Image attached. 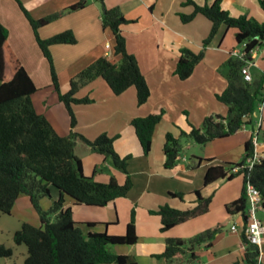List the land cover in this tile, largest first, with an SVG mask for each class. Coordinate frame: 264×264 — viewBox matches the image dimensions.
Listing matches in <instances>:
<instances>
[{
	"label": "crops",
	"instance_id": "crops-1",
	"mask_svg": "<svg viewBox=\"0 0 264 264\" xmlns=\"http://www.w3.org/2000/svg\"><path fill=\"white\" fill-rule=\"evenodd\" d=\"M21 1L30 14L39 19L65 10L80 0ZM183 1L88 0L85 7L66 12L60 18L39 29L38 32L42 38L51 37L65 30H72L77 38L74 44L51 46L60 90L65 93L70 90L72 78L81 70L102 56L114 58V37L109 29L103 27V13L104 8L119 7L125 17L130 20L121 26L127 40V49L137 58L151 90L148 101L142 105L138 104L136 87H131L122 95L120 94V96H128L130 101L132 112L129 113L128 122L130 123L136 117L162 113L161 122L154 134L152 149L148 154H144L139 145L137 134V138L133 137V141L121 150V142L124 141L122 134H108L106 124L105 127H97L92 116L88 115L83 121L78 118V125L74 129L88 139L93 140L102 133L116 137L114 142L116 152L122 157L131 156L128 160V170L133 186L127 196L117 198L106 206L75 205L71 201L74 206H81L73 212V215L84 213L82 206L109 208L103 209L100 213H91L95 218H87L88 220L78 222L76 225L78 227L81 225L80 229L84 234L90 232L124 234L130 219L127 217L123 225L121 224V202L134 206L138 240L131 245H115L112 250L117 254L133 255L141 264H247L244 259L246 245L242 236L246 227L244 215L241 212L230 213L226 207L228 203L241 195L244 177L242 174L232 173L234 177L231 179L223 178L205 185L204 176L211 165H223L230 168L231 164L244 159L246 141L252 138L256 130L259 137L261 132L264 134V104L262 110L258 111L262 117L260 125L254 114L251 123L244 124L231 136L215 139L203 145L187 139L189 151L194 158L189 160L187 155L183 158L179 156L174 168L165 167L164 144L168 133L179 137L182 130L190 132L194 127H200L205 117L209 115L226 116L228 114V106L217 99V94L227 87L228 72L226 70V74L222 75L219 69L226 66V61L234 55L235 51L244 50V43L237 42L236 29L223 26L220 33L206 48L205 56L196 65L193 74L187 79H181L175 73L181 50L183 48H189L195 52L202 50L204 39L209 35L212 27L211 20L201 13L197 14L193 20L183 22L180 13L191 14L194 11L193 5L183 4ZM194 1L205 4L215 0ZM222 6L233 16L245 15L248 12L246 16L262 19L261 22H264V10L260 0H222ZM0 22L9 30L5 44L8 63L12 69L17 65L24 66L38 87V91L33 94L36 111L44 114L60 135L68 136L70 123L67 113L62 111L65 110L62 104H59L61 109H58V112L47 106V103L43 109L37 105V94L44 88L39 86L40 81L45 82V87L48 89L52 90L53 87L50 65L37 43L29 20L16 0H0ZM107 44L111 48H107ZM257 54L258 59H256ZM9 59H12L13 63H10ZM115 60L119 61V57H115ZM256 65L264 73V46L256 48L252 53L250 70ZM59 68L67 70L63 74L65 76L61 77ZM96 84L105 90L104 98L112 99L113 93L107 87L109 85H104L97 77L78 91L79 93L85 90L88 92L85 97H89L93 102L87 106L95 107L98 104L99 97L93 96L98 88L94 87ZM55 99H59L57 90ZM48 100L49 97H47ZM79 106L81 105L73 104L77 113L81 110ZM115 111L123 112L121 107H117ZM110 115L105 114L101 118L108 121ZM123 115H125L124 112ZM88 150L84 156L76 153L82 160L85 175L93 177L98 182H109L113 177L119 184L125 182L126 174L119 168L115 176H108L109 178L97 175V169L100 168L99 162L104 154L94 151L91 146ZM258 153L264 157V139L259 138ZM52 189L55 192L52 198L55 197L54 200H56L59 192L56 188ZM196 190H200L203 197L212 195L209 211L167 231H162L161 217L151 211L158 210L164 205L182 210L194 207L197 204ZM171 193H184V198L173 196ZM87 212L90 214V211ZM110 212L111 216L108 215ZM256 216L264 226V207L257 210ZM233 224H237L238 231L232 230ZM208 229L217 231L210 244L203 243L194 247L192 251L185 247L182 253L171 260L158 257L165 251L168 238H181L186 241ZM262 251L264 254V242ZM26 256L27 252L25 258Z\"/></svg>",
	"mask_w": 264,
	"mask_h": 264
},
{
	"label": "trees",
	"instance_id": "trees-1",
	"mask_svg": "<svg viewBox=\"0 0 264 264\" xmlns=\"http://www.w3.org/2000/svg\"><path fill=\"white\" fill-rule=\"evenodd\" d=\"M29 20L37 43L50 65L52 84L59 92L60 100L66 105L72 117L74 128L76 119L72 104L90 103L89 97H78L77 92L97 77H102L111 90L119 95L129 87L137 89L138 104L146 103L151 90L142 73L137 58L127 49V40L122 32V25L130 22L119 7L104 8L103 27L111 31L114 37V58L102 56L81 70L71 80L70 90L62 93L60 81L51 53L55 44H74L77 38L72 30H65L48 38L39 35V29L60 18L69 11L85 7L88 0H80L67 9L36 19L26 9L21 0H16ZM183 4L193 5L191 14L180 13L183 22H189L199 13L212 22L209 35L204 39V47L199 52L183 48L175 73L181 79L189 78L196 65L204 58L205 50L220 33L221 28L236 29V39L244 43V57L232 55L226 61L228 84L224 91L217 94V99L228 106V114H213L205 117L200 127L190 132L181 131L179 137L171 133L166 135L164 144L165 167L174 168L183 151V138L198 144L225 138L235 134L244 124L251 123L254 112L264 101V73L244 79L242 67L251 61L253 51L264 46V22L246 15L233 16L223 8L222 0L198 4L194 0H184ZM264 9V0H260ZM9 36L8 28L0 22V212L10 213L20 194H26L37 210L41 225L34 226L27 222L14 234L16 244L27 246V256L23 264H141L133 255L117 254L112 250L115 245H131L138 240L136 212H131L124 234L90 232L84 234L76 225L71 207L65 206L66 199L75 205L87 204L106 206L117 198L127 196L133 186L128 170L131 156L122 157L114 147L116 137L102 133L95 140L72 131L71 135H60L49 119L36 111L33 94L38 87L22 65L11 68L5 54V44ZM119 57V61L115 60ZM250 117V118H249ZM162 113H152L132 120L144 154L153 146L155 131L161 122ZM81 136L94 151L111 157L114 165L126 174V180L119 184L113 177L109 182H98L85 175L81 158L75 153L76 139ZM254 152L252 138L245 143V156L241 162L233 163L230 168L223 165L208 167L204 184H211L219 179H231V168L242 165ZM244 172V174H243ZM244 177L241 195L226 205L230 213L241 212L247 223L248 197L246 183L250 181L260 191L264 207V158L252 169L240 171ZM52 188L59 196L49 210L41 206L43 198H52ZM197 204L188 209H177L169 205L161 206L151 212L161 217L162 231L184 223L209 211L212 195L203 197L196 190ZM184 198V193H171ZM90 225L92 223H89ZM215 229L200 232L186 241L181 238H168L165 251L158 257L171 260L183 252L184 248L192 251L203 243H211L216 235ZM246 245L245 261L257 263L259 247L249 241L243 232ZM14 249L0 244V258L13 256Z\"/></svg>",
	"mask_w": 264,
	"mask_h": 264
},
{
	"label": "rangeland",
	"instance_id": "rangeland-1",
	"mask_svg": "<svg viewBox=\"0 0 264 264\" xmlns=\"http://www.w3.org/2000/svg\"><path fill=\"white\" fill-rule=\"evenodd\" d=\"M263 10L261 9V11H263ZM248 14H249L248 12L245 13V15H248ZM257 20L261 21L262 19H257ZM256 59H258V54L256 55ZM9 61H10V63H13L12 59H9ZM227 69H228L227 66H223L219 69V73L222 75L223 74L225 75ZM58 71H60L61 77L65 76L63 74L65 72H67L66 69H60V68ZM251 71H252V74L254 77H258L260 74H262L261 68H259L257 65L252 66ZM63 79H64V77H63ZM99 79H100V81H102V83L104 85H108L106 83V81H104L102 79V77L99 76ZM90 83L91 82L85 84L84 86H86ZM45 85H46L45 82L40 81L39 86H44V88H42L40 90V93L37 94L38 95L36 97L37 105L39 106L40 109H43V108H45V104L47 103V106H49L52 110H55L56 112H58V109H61L59 104H62V107H64V109H65L62 111H65L64 113H67V116H68L67 118H68V121L70 123V131H69L68 135H71L72 129L77 127L78 118L83 121V120L87 119V116L89 115V116H92L93 122L96 123L97 127H103V126L105 127V124H106V130H107L108 134L112 135V134L120 133L123 135L124 141L121 142V150H123L124 146L129 145L133 141V137H136V133H135L134 126L132 125V121H130V123L128 122L129 113L132 112L128 96H120V94L117 95L111 90V88L109 86H107V87H109V90L113 93L112 99L108 100L107 98H104L105 90H103L99 84L94 85V87H96V88L98 87L95 95L93 94L94 97L95 96L99 97L98 104L95 107L87 106L88 104L92 103L93 101L90 103L79 104V105H81V106H79V107H81L80 108L81 110H79L78 113L76 112L75 108H73V104H72L74 116L76 119V123H75V126L73 128L72 127V117H71L69 110L67 109L66 105L60 100V98L55 99L56 88L53 86L52 90H51V89L46 88ZM131 87L135 88V86H131ZM131 87H129L127 90H129ZM77 93H79V92H77ZM86 93H88V92L85 90L84 92H80L79 94H77V96L78 97H85ZM81 95H83V96H81ZM47 97H49L48 101H47ZM87 107H89V108H87ZM117 107L118 108L121 107V109L123 110L125 115H123V112L117 113V111H115ZM114 112H115V115H113ZM105 114L106 115L111 114L109 116V118L107 119L108 121H105L106 119L101 118ZM109 126H111V127H109ZM73 131L76 132V134L77 133L81 134L80 132L76 131L75 129ZM81 135L85 136L84 134H81ZM259 138H260V140L264 139V134L262 132L260 133ZM95 139H93V140H95ZM137 141H138L139 145L141 146L138 138H137ZM76 142H78L77 147H76V153L80 156H84L89 151L88 149H89L90 145L84 139H82L81 136L77 137ZM183 143H184V151H182L180 156L183 158L184 156L187 155L189 160L194 158L192 156V152L189 151L190 148H188L189 145L187 144L186 138H183ZM102 157H103L102 160L99 162L100 168L97 169L98 170L97 175L103 176L106 178H109L108 176H115V173H117V171H119V170L114 165L111 157H107L105 155ZM104 159H106V161H104ZM54 194H55L54 189H52V195H54ZM54 198H52V199L49 197L43 198L41 200L42 208L44 210H49L52 203H53ZM123 203H126V202H121V220H122L121 224L122 225L125 222V220L127 219V217L130 219L131 212L135 209L134 206H131L127 203H126V205H122ZM65 205H66V207H68V206L71 207L73 212L77 211V209H79L81 207V206L80 207L74 206L73 203L71 202V200H69L68 198L66 199ZM85 207L82 206V208H81V209H83L84 213H81L79 215L74 213L73 218H74L76 223L84 222L83 220H88L87 218H95V217H93L94 215H92L91 213H100L103 211V209H109V208H105V207L104 208H101V207L85 208ZM89 209H92V210H89ZM87 211H90V214ZM111 214L112 213L110 212V214H108V215L111 216ZM90 215L92 217H90ZM114 215H115V212H114ZM99 218H101V217H99ZM25 222H27L31 225H34V226H40L41 225V220H40L39 214H38L37 210L31 204L29 197L26 194H20L10 213L0 212V244H5L6 246L12 247L14 249L13 256H11L9 258H0V264H23V262L25 260V253L27 252V246L25 244H16V242L14 240V234L17 230H19L21 228L22 224ZM80 226H79V228H81Z\"/></svg>",
	"mask_w": 264,
	"mask_h": 264
},
{
	"label": "built area",
	"instance_id": "built-area-1",
	"mask_svg": "<svg viewBox=\"0 0 264 264\" xmlns=\"http://www.w3.org/2000/svg\"><path fill=\"white\" fill-rule=\"evenodd\" d=\"M107 48H111L109 44H107ZM234 55L238 57H244V50L243 51H235ZM251 61H247V64L242 67V73L244 75V79L247 81H252L253 76L250 70ZM264 101L258 106L256 112H254L255 116L258 118V124L260 125L262 122L261 114L259 113L262 110V106ZM259 111V112H258ZM252 141L254 144V152L252 156H249L246 161L242 165H236L231 168V173L236 174L240 171H244L246 169H252L253 166L259 162L262 158V155L258 153V145H259V134L256 130L253 133ZM244 174V172H243ZM246 194L248 197V218L245 227V234L248 237L249 241L253 244H256L259 247V256L257 258V263L255 264H262L264 259V254L262 251V243L264 242V226L262 222L257 218L256 212L258 209L263 207V199L259 189L250 181L246 183ZM233 231H238L237 224L232 225Z\"/></svg>",
	"mask_w": 264,
	"mask_h": 264
}]
</instances>
